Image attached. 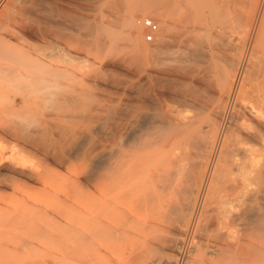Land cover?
Masks as SVG:
<instances>
[{
  "label": "bare ground",
  "instance_id": "1",
  "mask_svg": "<svg viewBox=\"0 0 264 264\" xmlns=\"http://www.w3.org/2000/svg\"><path fill=\"white\" fill-rule=\"evenodd\" d=\"M151 1L131 2L111 29L107 22L124 11L123 0H0V134L17 142L14 149L22 140L46 159L51 151L60 152L55 156L59 164L74 156L92 163L89 171L73 175L70 196L80 205L84 202L80 211L86 223L68 226L67 243L55 264H115L111 244L116 202L128 200L136 185L130 184L131 177L141 169L151 214L155 206L163 208L165 194L178 198L171 225L179 237H172L170 246L179 255L173 262L154 259L149 264H256V259L264 264V0H241L247 5L243 16L240 11L245 16L243 32L238 31L242 38H234L236 31L227 41H208L201 37L204 31L186 26L178 33L177 21L186 13L177 21L172 16L181 10L182 0ZM140 10L159 19L161 33L157 36L158 28L151 49L140 42V20L134 23ZM171 30L186 38L174 61L180 88L174 112L158 101L162 94H155L168 65L161 55L171 50ZM124 53L127 58L120 57ZM124 65L131 69L128 79L116 80L113 68ZM100 95L112 105L104 106ZM42 101L58 104L60 121L82 124L74 127L79 134L72 126L73 132L65 134V128L64 136L54 132L61 140L55 135L59 141L51 151L46 141L48 149H40L43 143L37 140L47 135V119L31 124L23 117L28 106ZM105 124L110 134H104ZM77 137H85L86 152L74 151ZM256 142L262 143L259 155ZM2 153L0 148V189L20 182L3 173L44 184L40 173L17 167L14 160L6 164ZM90 199L93 207L86 204ZM69 211L76 210L70 205Z\"/></svg>",
  "mask_w": 264,
  "mask_h": 264
},
{
  "label": "rangeland",
  "instance_id": "2",
  "mask_svg": "<svg viewBox=\"0 0 264 264\" xmlns=\"http://www.w3.org/2000/svg\"><path fill=\"white\" fill-rule=\"evenodd\" d=\"M123 1L126 2V3H124L125 4L124 8H123L124 11L121 9L120 13L114 14L113 19H111L107 22V24L109 25V27L111 29H115V27H117V23L120 22V18L122 16H124L126 13L125 11L131 7V2H133V1L143 2L144 0H127V1L123 0ZM211 1L212 0H182L181 1L182 3L180 4V7L178 8L181 10H179V12L175 11L178 15L176 13H174L175 15L172 16L173 20L177 21V18L181 14L186 13L185 15L183 14L184 16L180 17L181 20L183 19L182 21L179 20L180 18L178 19L179 21H177L178 26H177L176 30L178 31V33L181 31L183 26H186L188 28L199 29L201 31V33H203L202 31H204L203 34L205 36L203 34H201V37L206 38V39L210 38L211 41H212V38H215V39H213V41L223 40V39H224L223 41H227V40L234 39V38H236L238 40V39L242 38V35L240 33H242L243 29H244L243 24H241V23L245 17L244 16L242 18V16L245 14V11H244V10H246L245 7L247 6L246 3H244L245 1L242 0V1H244L242 3L241 0H216L215 5L213 4V6H212L213 2H211ZM151 2H155V1L152 0ZM243 4H244V7H243ZM125 8H126V10H125ZM141 11L142 10L138 11L139 15H138V13H137V16L134 15L136 17V18H134V23L136 24L137 21L145 19V18L152 19L157 24V26L159 28V32L157 34V36H159L161 31H160V27H159L160 25H159L158 17H156L155 15H150V16L143 15L140 13ZM240 11H242V16H241ZM239 18L242 20H240ZM198 22H199V24H202V25H199ZM237 23H239L240 25ZM204 26H205V28L203 29ZM239 26H241L242 28L240 29ZM136 28H137L138 32L140 33V42L145 46L144 49L145 48L151 49L153 44L155 43L156 37L154 38V42L146 43L143 39L144 30L139 29L137 26H136ZM176 30H171L172 32L168 36L169 47L171 50L167 51L164 55L163 54L161 55L163 57L162 60H164V62L168 64L167 65L168 68L166 67V70L162 71L163 74H161L162 76H160V79H161V82L163 84H161V82H159V90L155 93V94L158 93V97L160 94H162V95H160L158 101H160V100H162L163 102L165 101L164 104H162V101H160L163 106L167 105V103H168L167 106H169L173 112L175 111V108H176V106H174V105H177V101L179 99V94H180V88H178L179 87L178 79L176 78V70H175L176 64L174 61L176 60V53H177L178 48L180 46L181 40L183 41L186 39V38L181 39L180 35L179 34L177 35ZM240 30L242 32L239 33L238 31H240ZM236 31L239 34H237ZM232 32L233 33L235 32L237 35H235V37H234L233 36L234 34ZM230 36H232V38H230ZM172 40H173V43H172ZM210 40H208V41H210ZM170 43H171V45H170ZM189 43L190 42L187 41L184 44H189ZM50 50L53 52L52 49H50ZM51 51H44V52L45 53L47 52V54H50ZM126 53L122 54L120 57L127 58L126 55L128 53L127 54ZM51 54L53 57H56V56H54V55H56L55 52H53ZM142 54L145 55L146 54L145 51H143ZM263 61L264 60H261V63ZM263 64H264V62H263ZM169 66H171L173 68H171ZM164 68H165V66H164ZM125 69H127V66L125 67V65H124V67L123 66H116L115 68H113V70H112L113 73H111V74L113 77L115 75H117L114 77V78H118L116 80H119V81H124L125 79L127 80L128 79L127 76L129 74H126V73H129V71L131 69L130 68L127 70H125ZM114 70H117V72ZM168 70L170 71L169 73L166 72ZM124 71H126V72L123 73ZM80 73H81L80 70H78V69L75 70L76 76H80ZM121 73L123 74L122 76L120 75ZM187 79H188V80H186L187 85L184 88L185 92L189 89V84H190L189 77ZM255 83H257L256 80H255L254 84ZM254 84L252 85L253 86L252 90H254L253 88H257L256 84L255 85ZM254 91H256V90H254ZM252 95H254V96H252ZM252 95H251V99L254 98L252 102L255 101L254 102V104H255L256 103V95L253 93H252ZM100 97H101V95H100ZM161 97L164 100L161 99ZM108 99H109L108 97L105 100H104V98H102L101 101H102V104H104V106H110V104L112 105V103L110 101L111 99H109V100ZM42 102L44 104L39 103L38 105H34L31 107L28 106V108H26V113L23 114V117L26 119L27 122H29L31 124H34V122H38L42 119H47V120H43V122L47 121L46 127L48 124V127H47V130H48L47 135L48 136L46 134H44L45 136H47V138H46L44 135H41V136H43V138L40 136L41 138L37 137L38 138L37 140L39 141V139H40L41 143H43L41 145V143L39 141V144L41 145L40 149H42L43 146H45V147H43L44 149H42V150L48 149V148H46V144L44 142V141H46V143H48L47 147L50 146L49 148L51 151V150H53L52 145L57 140L59 141V139H60L59 138L60 135H56V134H61V136H62V133L64 131L67 132V130H68V132L65 133V134H68L71 130H74V129L76 130L75 133L79 134V133H77L79 131L77 129L82 124L77 125L76 122L74 124L75 120H72L69 118H67V119L70 121L65 122L64 120H67V119L60 121V119H61L60 117L63 115V112L59 109L58 104H56L53 101H49L46 103L44 101H42ZM108 103H110V104H108ZM170 105H172V106H170ZM20 106H21V104H20ZM33 107H35V108L33 109ZM57 107H58V109L56 110ZM37 108H39L41 113L38 111ZM84 108H85L84 110H83V108L81 110L85 111L86 107H84ZM42 113H43L44 117L42 116ZM49 114H51V116ZM54 116H55V118H54L55 120L53 119ZM56 116H57V118H59L58 121L56 119ZM48 119H52V121L48 120ZM53 120H54V123H53ZM62 123L63 124L65 123V125H62ZM66 124H67V126H66ZM71 126L73 128L75 126H76V128L77 127L78 128L72 129ZM107 126H108V124H107ZM107 126H106V124L103 125V129L105 130L104 134H110L109 133V130H110L109 126H108V131L106 132ZM65 128L67 130H65ZM49 130H51L52 134L49 133ZM56 131L57 132L62 131V133H59V132L57 133ZM71 132H73V131H71ZM55 135L59 139L57 137H55ZM63 136H64V133H63ZM48 137L51 138L49 142H47V140H49ZM83 138H85V137H80V138L77 137V140L72 141L74 143V146H73L74 151L77 154H80L82 152H86L87 147L84 146L85 140L83 141ZM63 139H64V137H63ZM52 140L53 141L55 140V141L53 142ZM51 142H53V143H51ZM80 142H83L82 145H80L81 144ZM1 143H2V146H1ZM16 143L17 142L14 141L10 136H7L5 134H0V148L3 151V153H5L4 155L2 153L3 159L5 160L6 158H4V157L5 156L7 157V159L5 161L4 160L3 161L6 162V164H12L11 160H14L13 165H17V167L22 166V168H26L25 170H27V169L32 170V171L34 170V172L36 171L37 173H40L42 175V177H44V184H41L40 181L36 180V179L29 180V179L24 178V177H17V176L9 175V173H3V174H8L9 177H13L16 180L19 179L21 183L16 182L13 185L8 184L5 186H2L0 189V264H51V263L53 264L52 261H54V264H55L54 258L58 257L62 253V251L64 249L63 247L67 243V240H68L67 236L69 235L68 226L71 225L73 227L80 228L82 225H85V223H86L85 218L83 219L84 213L82 211H80L82 209L81 207L84 206V202L82 205H80L81 201H79V202L71 201L70 196L72 195V191L74 190L73 181H75V177L73 175L77 174L78 172L84 171V170L89 171L92 167V163L89 162L88 159L86 160L82 157L81 158L80 157L75 158V156H74V158L71 157L70 159L68 158V160H67V158H65V160L63 161V163L66 162L65 164H63V163L59 164V163H56V159L61 156L60 152L55 153L54 151H51L52 156H50V158L48 157L46 159L43 156H41L40 152L36 151L32 147H29V145H25L22 140L19 141V143H18L19 146H17V148L14 149L13 146L16 147ZM77 145H79L80 147ZM23 149L27 152L24 153ZM82 149H83V151H82ZM261 150H262V143L256 142V153H257V155L262 153ZM28 152L29 153L34 152V157L37 154L36 155L37 158L36 157L34 158L33 154L31 155ZM25 155L26 156L28 155V156L25 157ZM38 156L39 157L41 156V157L38 158ZM38 159L40 160V162ZM7 160H10L9 163ZM142 171H143V173H142ZM46 173H47V175H46ZM137 174H135V175L138 177H136L134 175L133 177H131V181H130L131 185L136 184L131 191V193H134V194L130 193L131 195L129 194L126 197V198H128V200L124 199L123 201L119 200L116 202V209L115 210H119V211L114 213V217H113L114 220L112 223V228H113V232H114V235H113L114 238H113V241L111 244L112 260L115 264H119V263L120 264H149V261H152L154 259H159L161 261L167 260L169 262H173V260H175L176 257L179 255V254H177L178 251L177 250L175 251L170 246L171 245V243H170L171 238L174 236L179 237V235H177L178 233L174 232L175 227L171 225V223L173 222V219L175 218L174 213H175V208L177 206L178 198L177 197L175 198L174 195L173 196L171 195L168 198V197H166V196H168V194H165L164 199L162 201L163 202V205H162L163 208H161L162 210L158 209L155 206L154 209L152 210L153 213L151 214V211H149L147 206H146V199H145L146 186H145V183H143V182H145V175H143V174H145L144 169H141L140 172ZM140 178H141V181H140ZM142 178H144V179L142 180ZM22 183H25L27 185V187L22 186ZM90 189H91V192H93V193L90 192ZM138 190L141 192L140 194H139ZM89 192H90V195H93L94 189L92 187L89 188ZM135 195L138 196V199ZM68 196H69V198H68ZM66 199H68V201ZM90 200L88 201L89 203H86V204H88L89 207H93L94 200L93 199H90ZM68 202H70V203H68ZM71 202L74 203V205ZM70 205H72L74 207V209L76 210L75 212L69 211ZM78 206L79 207L81 206V207L79 208ZM163 210H165V211H163ZM68 211H69V213H68ZM158 212H160V216H161L162 221H160L161 219H158L159 218ZM136 217H138L139 219ZM134 220H136V221H134ZM147 221L149 223H147ZM129 224H131V225H129ZM91 225H92V223H89V226H91ZM117 234H118L119 238H121V237L122 238L118 239ZM119 234H121L122 236ZM168 243H169V246H168ZM148 249H151V250H148ZM116 252H118L119 254H117ZM147 253H148V255H147ZM149 253H151L150 255H152V256H150ZM131 255H132V257H130ZM137 256H138V258H137ZM256 264H260L257 259H256Z\"/></svg>",
  "mask_w": 264,
  "mask_h": 264
},
{
  "label": "built area",
  "instance_id": "3",
  "mask_svg": "<svg viewBox=\"0 0 264 264\" xmlns=\"http://www.w3.org/2000/svg\"><path fill=\"white\" fill-rule=\"evenodd\" d=\"M140 26L144 30V41L152 43L154 41V34L158 32L157 24L150 18L140 20Z\"/></svg>",
  "mask_w": 264,
  "mask_h": 264
}]
</instances>
